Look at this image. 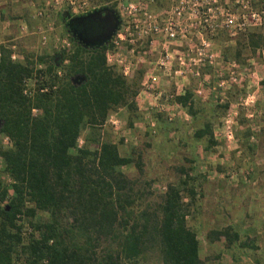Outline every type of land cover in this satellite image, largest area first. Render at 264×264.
Segmentation results:
<instances>
[{
	"label": "trees",
	"instance_id": "1",
	"mask_svg": "<svg viewBox=\"0 0 264 264\" xmlns=\"http://www.w3.org/2000/svg\"><path fill=\"white\" fill-rule=\"evenodd\" d=\"M66 37L70 51H56L47 60L40 55L12 60L8 49H0V173L11 179L6 184L0 177V264H140L149 252L161 264H205L186 222L195 195L186 188V169L179 166L182 178L166 184L158 200L146 202L144 190L135 189L136 182L122 170L133 159L101 137L99 126L109 112L121 106L135 110L139 78H124L105 64L106 44L83 47ZM231 47L234 56L264 48V32L248 30ZM55 54H60L58 64ZM76 74L85 81L72 83ZM173 100L195 116L191 91ZM250 134V128L242 130L245 140ZM192 136L212 143L210 121ZM134 166L140 171L138 161ZM18 215L30 219L34 232L27 239ZM206 236L226 247L239 239L231 226Z\"/></svg>",
	"mask_w": 264,
	"mask_h": 264
},
{
	"label": "rangeland",
	"instance_id": "2",
	"mask_svg": "<svg viewBox=\"0 0 264 264\" xmlns=\"http://www.w3.org/2000/svg\"><path fill=\"white\" fill-rule=\"evenodd\" d=\"M24 1L26 6L11 2L7 14L12 18L0 15V49H8L10 59L14 56L12 60L36 59L39 55L47 60L56 51H70L72 45L66 37L69 33L64 14L73 16L80 12L73 13L65 5L52 7L50 0ZM164 2L166 8L168 1ZM102 4L111 6L118 15L117 27L124 24L125 18L119 16L115 0H89L87 11ZM146 4L147 8L149 4L152 8L156 6L155 0ZM263 4L264 0H251L252 9H259ZM39 10L41 15H37ZM24 25L25 29H21ZM248 30L264 32L251 27L234 37L225 32L214 37L213 48L219 56L214 66L200 69L203 79L169 78L160 70L152 71V80L147 77L151 62L160 54V40L154 42L152 50L146 47L147 42L141 43L145 53L140 52L139 60L120 51L128 46L125 41L119 44V48L115 47L111 43L113 35L104 43L107 45L104 59L106 52L122 54L131 69L121 75L119 67L111 63L114 57L110 62L105 59V64L124 78L139 79L133 99L135 110L129 112L121 106L109 112L112 117L109 119L107 115L99 126L101 137L116 143L121 155L133 159L131 165L122 167V170L136 182L135 189L144 190L141 200L146 202L158 200L166 184L182 178L177 170L179 166L186 169L190 176L186 188L191 186L195 192L186 222L196 233L199 256L205 264H264V48L254 52L243 49L239 56H234L231 49L236 39ZM63 42L67 47H61ZM169 48L178 47L169 45ZM175 51L172 50V56ZM224 51L227 57H223ZM64 62L66 60L61 64ZM176 68L172 63L171 69ZM229 70L233 71L234 81L228 79ZM145 81L151 84L150 89H145ZM175 88L191 91L195 116L174 102L176 95L172 93ZM157 92L161 95L156 96ZM224 102H228L226 108L220 106ZM31 112L35 114L37 111L32 109ZM204 120L210 121L212 143L206 136L197 140L192 136ZM130 121L131 125L128 124ZM245 127L251 130L247 140L242 136ZM82 135L78 144L82 143ZM1 144L6 146L9 142L3 137ZM136 161L140 163V171L134 166ZM0 177L6 184L11 182L5 174L0 173ZM181 193L183 200H187V191L183 189ZM36 216L45 218L44 214L37 213ZM29 220L23 217L22 223L30 226ZM225 226L238 232L236 243L226 247L224 241L207 239L209 230ZM33 232L32 228L31 232L25 230L24 238ZM240 242H247V245L239 246ZM140 264L161 263L154 252H149Z\"/></svg>",
	"mask_w": 264,
	"mask_h": 264
},
{
	"label": "built area",
	"instance_id": "3",
	"mask_svg": "<svg viewBox=\"0 0 264 264\" xmlns=\"http://www.w3.org/2000/svg\"><path fill=\"white\" fill-rule=\"evenodd\" d=\"M147 1L151 0H115L117 12L125 21L116 28L111 43L119 48V44L125 41L128 46L120 51H126L139 60L140 52L145 53L141 43L147 42L146 47L152 50L154 42L160 40V54L151 62L146 73L151 80L154 70L164 71V75L169 78L203 79L200 69L214 66L219 56L213 48L214 37L218 33L225 32L234 37L251 27L264 30V4L259 9H252L251 0H167V7L158 10H149ZM50 3L52 7L68 6L71 12L79 14L89 8V0H50ZM41 13L37 11V15ZM41 38L44 39V35ZM63 43L61 47H67V43ZM169 45L178 48H169ZM172 50H176L173 56ZM112 57L111 63L119 67L121 75H126L131 64L122 54L105 53L106 61L110 62ZM11 59H14L13 55ZM172 63L176 69H171ZM232 74L233 71L229 70L228 79L234 81ZM144 83L145 89L151 88L147 81ZM183 92V89L178 91L175 88L172 95H181ZM160 95L157 92L156 96ZM108 117L110 119L112 115ZM16 217L17 223L22 226V233L25 230L31 232V227L22 223L23 216Z\"/></svg>",
	"mask_w": 264,
	"mask_h": 264
},
{
	"label": "water",
	"instance_id": "4",
	"mask_svg": "<svg viewBox=\"0 0 264 264\" xmlns=\"http://www.w3.org/2000/svg\"><path fill=\"white\" fill-rule=\"evenodd\" d=\"M66 15L70 16L67 13ZM118 23L119 17L116 12L109 6H103L69 17L67 22H65V26H69L72 36L83 47H99L111 38ZM59 57L60 54L52 56L56 64ZM70 81L79 85L85 81V76L83 74H76L70 78Z\"/></svg>",
	"mask_w": 264,
	"mask_h": 264
},
{
	"label": "crops",
	"instance_id": "5",
	"mask_svg": "<svg viewBox=\"0 0 264 264\" xmlns=\"http://www.w3.org/2000/svg\"><path fill=\"white\" fill-rule=\"evenodd\" d=\"M11 2H18V3H16V5H17V4L23 3L25 1L24 0H21V1H19V0L18 1L17 0H9L7 2L5 0H0V15H1V17H9V18H12V16H10V15L7 14V10L10 9L11 6H12V4H13ZM149 2H151V1H149ZM155 3H156V6L153 7V8H152L151 4H149L150 6L148 5V9L151 8L150 10H158V9H163L166 6L165 2L163 3V0H155ZM24 6H26V5L24 4ZM24 6H22V7H24ZM25 27H26L25 25L24 26H21V29L22 28L25 29Z\"/></svg>",
	"mask_w": 264,
	"mask_h": 264
},
{
	"label": "flooded vegetation",
	"instance_id": "6",
	"mask_svg": "<svg viewBox=\"0 0 264 264\" xmlns=\"http://www.w3.org/2000/svg\"><path fill=\"white\" fill-rule=\"evenodd\" d=\"M86 12H88V11H86ZM86 12H84V13H86ZM81 14H83V13H81ZM65 15V20H64V22H67V20H68V18L69 17H71V16H67L66 14H64ZM77 15H79V14H77ZM76 16V15H75ZM66 27H67V31L69 30V26L68 25H66ZM68 33L70 34V36L77 42V40L75 39V37H73L72 36V34H71V32H70V30L68 31ZM78 43V42H77ZM80 45H82V44H80ZM83 46V45H82Z\"/></svg>",
	"mask_w": 264,
	"mask_h": 264
}]
</instances>
